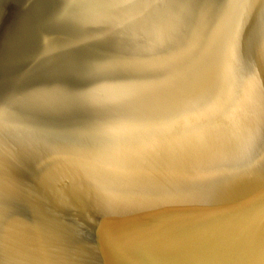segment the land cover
Masks as SVG:
<instances>
[{"label":"water","instance_id":"95a60500","mask_svg":"<svg viewBox=\"0 0 264 264\" xmlns=\"http://www.w3.org/2000/svg\"><path fill=\"white\" fill-rule=\"evenodd\" d=\"M0 264H264V0H0Z\"/></svg>","mask_w":264,"mask_h":264}]
</instances>
